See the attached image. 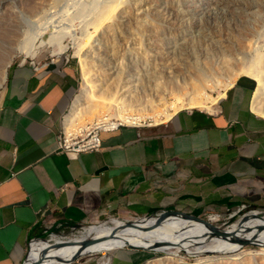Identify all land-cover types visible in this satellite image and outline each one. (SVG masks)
<instances>
[{
	"label": "crops",
	"instance_id": "crops-1",
	"mask_svg": "<svg viewBox=\"0 0 264 264\" xmlns=\"http://www.w3.org/2000/svg\"><path fill=\"white\" fill-rule=\"evenodd\" d=\"M239 81L213 113L181 110L166 123L104 132L100 151L71 158L57 142L78 96L76 70L62 58L16 69L0 91V264H21L30 241L50 231L106 215L262 211L264 118ZM139 258L118 249L82 264Z\"/></svg>",
	"mask_w": 264,
	"mask_h": 264
},
{
	"label": "rangeland",
	"instance_id": "rangeland-1",
	"mask_svg": "<svg viewBox=\"0 0 264 264\" xmlns=\"http://www.w3.org/2000/svg\"><path fill=\"white\" fill-rule=\"evenodd\" d=\"M113 9L117 10L111 12ZM107 16L110 18L105 24L100 22ZM46 42H54V47H47ZM81 44L82 61L90 67L98 89L106 97L122 101L126 112L135 109L145 117H156L166 113L173 103L181 99L188 102L196 95L217 98V110L223 99L219 86L228 83L233 73H240L239 80H244L239 83L251 87L250 105L254 111L258 83L255 81L254 87L245 78L250 74L264 81V0H0L1 93L10 74L19 67L35 70L62 58L76 70V96L81 95L83 71L81 59L75 58ZM43 45L34 59L19 54L24 46V52L33 54ZM113 108L106 109L105 114L115 116L117 107ZM102 114L97 117L106 116ZM95 116L92 112L84 114L82 123ZM254 211L264 214V209L247 206L237 213H209L202 218L219 215L210 224L227 229ZM141 217L145 216L106 215L95 224L50 231L46 239L58 244L53 236L73 240L85 227ZM161 247L159 252L139 251L137 264H200L199 259L207 256L212 259L207 264H264V248L250 245L232 255L200 257L183 252L171 255L177 250L171 243ZM100 257L101 254L81 257L72 264Z\"/></svg>",
	"mask_w": 264,
	"mask_h": 264
},
{
	"label": "bare ground",
	"instance_id": "bare-ground-1",
	"mask_svg": "<svg viewBox=\"0 0 264 264\" xmlns=\"http://www.w3.org/2000/svg\"><path fill=\"white\" fill-rule=\"evenodd\" d=\"M116 10L117 9H113L111 12H115ZM108 18L110 17H104V19H101L100 22L103 20L102 23H104L105 20L108 21ZM102 23L100 24L102 25ZM53 43L46 42L45 44L47 47L53 48ZM24 47L20 48L19 54L23 53L26 55V57H31L34 59L41 53L43 47L45 46H40V50H37L33 54L24 52ZM82 50L83 48L81 44L79 46L78 52L75 55V58L81 59L80 64L83 71L82 93L77 97L71 113L65 118L64 127L62 130L63 135H71L72 129L75 127H85L88 124H95L96 122L99 124L103 123L106 128L114 127L120 124L139 125L146 123V121H151L156 123L155 125H159L169 121L176 113L181 110L201 109L210 113L215 111L214 106L218 102L217 98H212L211 96H206L205 98V96L203 97L196 95L190 98L188 102L182 101L181 99L176 103H173L167 109L168 111L166 113H159L156 117H145L144 115L134 112L135 109H130L131 111L126 112V109H124L126 106L125 104H122V101L106 97L105 93L98 89V86L91 77L92 75L90 67H87L82 61ZM64 52L65 49L61 48V53ZM246 77L250 79L252 78L250 77V74ZM239 78H241L240 73H233L230 75L228 83H221L219 86L221 98H225L227 96V91L236 85ZM252 79L258 83L257 92L254 97L253 108L255 112L264 118L263 77L262 80H257L254 78ZM113 107H117V111L115 110V116H111L109 114L107 115V113L105 114L104 111L106 109L109 110ZM112 110H114V108ZM91 112L94 114V116H96L89 117L87 118L89 121L86 119L87 122L82 123V121H84L82 119L84 114ZM99 114H105L106 116L97 117ZM218 218L219 215H215L210 217L209 220L210 222L214 223L218 220ZM135 222L137 225L131 227L128 224V220L126 219H113L111 224L105 223L101 225L85 227L80 235L73 240H68L65 237L53 236V240L57 241L58 244H55L52 240L36 241L31 247L27 264L36 263L38 260L40 261L44 251L47 252L48 258L44 259L38 264H70L73 257L75 256H79L78 258H83L98 254L109 255L113 251L129 245L147 248L152 246L156 247V244L161 247L166 243H171L175 245L177 249L171 255L179 253L178 256H180L181 252H183L189 257H200L211 254L232 255L234 252L241 250L242 246L240 245L239 241L247 239L252 240L254 238H258L257 241L260 245L259 247L264 248V214L259 211L252 212L248 218V221L243 225H240L237 222L227 229L219 228L221 231L223 230L227 233V237L217 235L207 224L192 220H185L181 217L170 218L159 226H156L155 224L156 218L139 220ZM259 227H262V231L260 232L258 231ZM248 228H251L252 232H248ZM176 230L179 231V234L176 232ZM90 240H92V243L84 247V242ZM195 241L198 242L197 245L190 244L194 243ZM67 247L71 248L68 252H64L63 250ZM159 247L152 251L159 252ZM207 257L208 258L205 259H199V263H209L212 259L210 256ZM182 260H184V258H182ZM148 264L159 263L153 261L149 262Z\"/></svg>",
	"mask_w": 264,
	"mask_h": 264
},
{
	"label": "built area",
	"instance_id": "built-area-1",
	"mask_svg": "<svg viewBox=\"0 0 264 264\" xmlns=\"http://www.w3.org/2000/svg\"><path fill=\"white\" fill-rule=\"evenodd\" d=\"M38 69L40 68L37 67L35 70H38ZM148 125L146 123L139 124V125L120 124L114 127L106 128L103 123L99 124L98 122H96L95 124H88L85 127H82V126L75 127L72 129L71 135H63L60 132L59 137H58V142H57V145H58L57 151L71 158H77L82 153L98 152L102 149V138H101L102 133L114 132L126 126L140 128V127H144ZM36 241H39V240L30 241L29 251L31 250L32 245Z\"/></svg>",
	"mask_w": 264,
	"mask_h": 264
},
{
	"label": "water",
	"instance_id": "water-1",
	"mask_svg": "<svg viewBox=\"0 0 264 264\" xmlns=\"http://www.w3.org/2000/svg\"><path fill=\"white\" fill-rule=\"evenodd\" d=\"M252 212L248 213V214H244L239 220H238V223L240 225H243L245 222L248 221V218L250 216ZM173 217H181L185 220H192V221H197V222H200V223H204V224H207V225H210L212 227V229L214 230V232L217 234V235H221L222 237H227V233L225 231H221V229H219L217 226L215 225H212L210 224V221L209 219L206 220V219H203L202 217H199V216H195V215H191V214H187V213H184V212H180V211H175V210H167V211H163L161 213H158L156 215H149V216H145V217H141V218H137L136 220H128V224L133 227L136 224L135 221H139V220H146V219H152V218H156V226H159L160 224H162L164 221L170 219V218H173ZM248 232H252V229L251 228H248L247 229ZM258 231H262V227H259L258 228ZM41 241H47V239H40ZM258 238H254L252 240H241L239 241L240 245L241 246H256V247H259V243H258ZM92 243V240L90 241H85L84 242V247L88 246L89 244ZM159 245L156 244V247L155 246H152V247H147V248H144V247H141V246H133V245H129V246H126L124 248H121V249H130V250H133V251H152L156 248H158ZM29 255L30 253L28 254L27 258H26V261L24 262V264H27V261L29 259ZM47 252L44 251L41 258H40V261L38 260L36 263H33V264H38L39 262L43 261L44 259H47ZM79 256H75L73 257L72 261L70 262V264L74 263L78 258Z\"/></svg>",
	"mask_w": 264,
	"mask_h": 264
}]
</instances>
